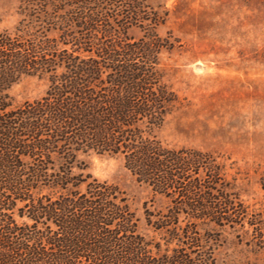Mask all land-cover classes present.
<instances>
[{
	"label": "rangeland",
	"instance_id": "1",
	"mask_svg": "<svg viewBox=\"0 0 264 264\" xmlns=\"http://www.w3.org/2000/svg\"><path fill=\"white\" fill-rule=\"evenodd\" d=\"M134 1L135 10L112 0H0V33L48 63L97 61L104 44L115 57L134 48L119 64L143 67L144 94L158 102L133 125L162 153L200 163L161 189L136 177L121 153H78L73 173L115 187L154 254L264 264V0ZM50 77L21 76L9 91L12 105L41 99ZM192 195L207 210L191 211Z\"/></svg>",
	"mask_w": 264,
	"mask_h": 264
},
{
	"label": "trees",
	"instance_id": "2",
	"mask_svg": "<svg viewBox=\"0 0 264 264\" xmlns=\"http://www.w3.org/2000/svg\"><path fill=\"white\" fill-rule=\"evenodd\" d=\"M112 1L128 10L138 7L134 0ZM103 27L99 32L109 35ZM103 47L97 61L67 58L50 64L21 39L0 33V264H194L179 251L154 254L117 189L73 173L78 153H121L126 168L161 189L175 186L200 163L162 153L143 139L133 124L151 117L158 100L144 94L143 67L119 64L134 48L115 57L110 46ZM134 57L148 58L135 52ZM36 72L52 76L45 95L13 106L10 88ZM189 200L191 211L207 210L201 199Z\"/></svg>",
	"mask_w": 264,
	"mask_h": 264
}]
</instances>
